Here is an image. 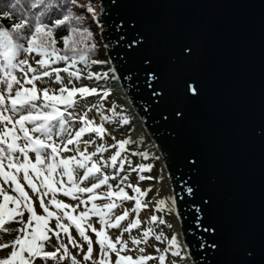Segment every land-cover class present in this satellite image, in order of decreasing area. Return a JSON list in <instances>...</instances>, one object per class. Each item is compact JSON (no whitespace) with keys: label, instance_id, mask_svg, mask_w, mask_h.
<instances>
[{"label":"snow or ice","instance_id":"1","mask_svg":"<svg viewBox=\"0 0 264 264\" xmlns=\"http://www.w3.org/2000/svg\"><path fill=\"white\" fill-rule=\"evenodd\" d=\"M0 3V264H195L183 233L165 219L177 199H161L154 184L141 183L164 180L154 171L160 157L147 147L140 151L147 138L136 131L135 117L126 102H118L112 83L124 77L96 42L105 28L123 26L131 33L135 22L119 17L109 24L107 0ZM65 27L66 34L57 36ZM120 40L135 52L145 37L136 32ZM182 53L191 56L192 48L185 45ZM159 79L145 69L154 103L165 95ZM183 94L198 97L197 82L185 80ZM173 115L184 117L180 108ZM254 134L264 139V125ZM198 163L185 157L189 168ZM185 191L195 195L192 187L180 189ZM209 203L203 200L197 211ZM194 220L203 228L199 216ZM160 225L171 234L157 231ZM204 231L215 234L216 228ZM197 243L219 250L215 241ZM243 254L241 264H254L253 249L245 247Z\"/></svg>","mask_w":264,"mask_h":264},{"label":"water","instance_id":"2","mask_svg":"<svg viewBox=\"0 0 264 264\" xmlns=\"http://www.w3.org/2000/svg\"><path fill=\"white\" fill-rule=\"evenodd\" d=\"M107 15L109 24L119 17L135 22L131 33L110 27L97 38L109 66L124 77L112 82L119 102L160 157L163 186L177 199L173 215L195 264H241L245 247L261 264L264 139L254 130L264 125V0H107ZM136 32L145 41L132 52L120 37ZM185 45L191 56L182 53ZM142 57L151 64L143 65ZM145 69L160 78V103L144 83ZM185 80L197 82L198 97L185 98ZM175 108L183 119L174 117ZM192 156L199 161L194 169L185 164ZM186 186L194 196L180 192ZM203 200L210 203L201 213ZM209 225L215 234L204 231ZM198 241H215L219 250L200 249Z\"/></svg>","mask_w":264,"mask_h":264},{"label":"rangeland","instance_id":"3","mask_svg":"<svg viewBox=\"0 0 264 264\" xmlns=\"http://www.w3.org/2000/svg\"><path fill=\"white\" fill-rule=\"evenodd\" d=\"M99 31V30H98ZM78 67H80V65H78ZM63 75V74H62ZM82 83H87L86 82V80L85 81H82ZM90 115H91V113H90ZM116 138L117 139H120L121 137H120V135H119V133H117L116 134ZM134 139H136V138H134ZM108 142L109 143H112V141L109 139L108 140ZM144 148H145V146H144V143H143V145L141 146V148H140V151H143L144 150ZM91 150V149H90ZM112 151V149H109L108 150V152H111ZM150 152H152L154 155H156V156H158L157 155V153H155L154 151H150ZM108 153H105V155H107ZM134 160H136V161H139V162H141V163H144V162H148V163H152L153 161H151V160H148V161H142L141 160V157H134L133 158ZM155 163V169H154V171H155V173L157 172V170H158V168H159V162L158 161H156V162H154ZM143 174H147V173H143ZM141 183H152V184H154L155 185V187L153 188V193H158L159 194V198H161V199H164V198H166L167 196L164 194V192H163V188H164V186L163 185H157L156 184V182L155 181H149V182H141ZM30 191V190H29ZM127 191L129 192V193H131V190L130 189H127ZM64 200H65V202H70V201H68V198H63ZM72 203H75V202H72ZM140 218L141 219H144V212L142 211L141 212V214H140ZM165 219L166 220H168V222H170V223H173L172 222V220H173V211L171 212V213H169V214H166L165 215ZM97 227L99 226V225H96ZM157 231H163L166 235H170L171 234V231H172V229H169L168 227H166L165 225H160L159 226V228H157L156 229ZM112 232H113V235L115 234V232H114V230H112ZM12 235H14V233L12 234ZM127 236V234H125V237ZM9 237L7 236V235H5L4 236V239H8ZM151 239V238H150ZM153 242H155V241H153ZM141 247H146L145 245H140ZM70 248H71V246H69ZM154 252V250L151 248V247H146V253H153ZM3 254V251H0V255H2ZM129 254H131V255H133V257L136 255V251L135 250H133L131 253H129ZM113 259H114V256H113ZM148 264H152V262L151 261H149L148 262Z\"/></svg>","mask_w":264,"mask_h":264},{"label":"bare ground","instance_id":"4","mask_svg":"<svg viewBox=\"0 0 264 264\" xmlns=\"http://www.w3.org/2000/svg\"><path fill=\"white\" fill-rule=\"evenodd\" d=\"M103 56H104V58H106L104 51H103ZM96 67H98V66H96ZM116 96H118V97L120 96V91H119V90L116 92ZM113 98H115V97H113ZM119 100H120V98H119ZM118 102H119V101H118ZM119 103H120V102H119ZM134 123H135V125H136V131H137L138 133H141L143 136H145V131H144V129L140 128L139 125L136 123V118H135V120H134ZM134 138H136L135 135L133 136V139H134ZM144 146L147 147V149H148L149 151L153 150V148H151V143H149V141H148L147 139L144 141ZM144 149H145V148H144ZM156 174H158V175H162V176L164 175V174H163V168H162L161 165H159V168H158ZM164 182H165V181H164ZM164 182L161 181L159 184H160V185H163ZM159 184H158V185H159ZM163 192H164V194H165L166 196H169L168 193H167V191H166V188H163ZM172 222H173V228H175V229L178 231V227H177V224H176L175 216H174V215H173V220H172Z\"/></svg>","mask_w":264,"mask_h":264},{"label":"trees","instance_id":"5","mask_svg":"<svg viewBox=\"0 0 264 264\" xmlns=\"http://www.w3.org/2000/svg\"><path fill=\"white\" fill-rule=\"evenodd\" d=\"M4 2L6 3L7 0H4ZM3 6H4V5H3L2 3H0V7H3ZM3 23H4L5 25H7L9 22L5 20V21H3ZM66 32H67L66 27H65V28H61V29L56 33V35H57V36H63V35L66 34ZM96 42L101 46V44H100L98 38L96 39ZM57 46L60 47V46H62V45L58 44Z\"/></svg>","mask_w":264,"mask_h":264}]
</instances>
